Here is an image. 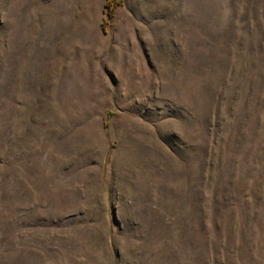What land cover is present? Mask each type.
Here are the masks:
<instances>
[{"label":"rangeland","instance_id":"obj_1","mask_svg":"<svg viewBox=\"0 0 264 264\" xmlns=\"http://www.w3.org/2000/svg\"><path fill=\"white\" fill-rule=\"evenodd\" d=\"M107 1L0 0V264H264L203 251L211 72L264 75V0Z\"/></svg>","mask_w":264,"mask_h":264},{"label":"trees","instance_id":"obj_2","mask_svg":"<svg viewBox=\"0 0 264 264\" xmlns=\"http://www.w3.org/2000/svg\"><path fill=\"white\" fill-rule=\"evenodd\" d=\"M121 3L122 0L107 1L103 14L112 19ZM107 24L102 19L104 32ZM262 46L260 40L257 47ZM229 69L228 77L225 72L219 76L218 72H211L212 82L218 78L221 81L219 86H211L210 129L204 152L205 177L210 186V223L203 251L204 260L209 262L222 247L231 252L238 249L243 257H250L258 255L259 242L264 244L261 232L257 239L249 234L251 230H264V75L242 69V74L226 87L222 78L231 79L233 69ZM108 114L112 115L111 111ZM219 210L222 213L218 215ZM198 236L194 231L193 242L201 245Z\"/></svg>","mask_w":264,"mask_h":264}]
</instances>
